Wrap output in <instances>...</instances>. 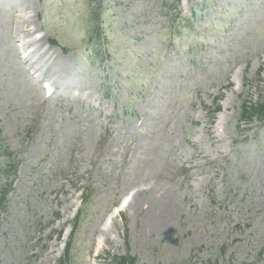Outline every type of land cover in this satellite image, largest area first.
I'll use <instances>...</instances> for the list:
<instances>
[{"label":"rangeland","instance_id":"1","mask_svg":"<svg viewBox=\"0 0 264 264\" xmlns=\"http://www.w3.org/2000/svg\"><path fill=\"white\" fill-rule=\"evenodd\" d=\"M173 2L0 0V264H57L85 196L72 264H264V0Z\"/></svg>","mask_w":264,"mask_h":264},{"label":"trees","instance_id":"2","mask_svg":"<svg viewBox=\"0 0 264 264\" xmlns=\"http://www.w3.org/2000/svg\"><path fill=\"white\" fill-rule=\"evenodd\" d=\"M256 112H257V114H259V117H262V118H264V103L262 104V105H260L259 107H258V109L257 110H255ZM248 112L245 110L244 111V113H243V117H245L246 116V114H247ZM0 149H2L1 147H0ZM8 155V160H11L10 159V154L9 153H7ZM8 175V174H7ZM0 193H1V191H0ZM4 196L2 195L1 196V198H3ZM1 202H2V200H0V205H1ZM1 207V206H0ZM66 260H68V256H66ZM127 262L126 261H123V264H126ZM128 264H136V262H135V260L133 259V260H130V261H128ZM207 264H217V262H214V263H207Z\"/></svg>","mask_w":264,"mask_h":264},{"label":"bare ground","instance_id":"3","mask_svg":"<svg viewBox=\"0 0 264 264\" xmlns=\"http://www.w3.org/2000/svg\"><path fill=\"white\" fill-rule=\"evenodd\" d=\"M29 61H31V58L29 59ZM154 229H157V228H156V225H155Z\"/></svg>","mask_w":264,"mask_h":264}]
</instances>
